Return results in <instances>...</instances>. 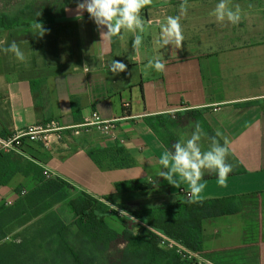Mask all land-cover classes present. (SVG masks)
Masks as SVG:
<instances>
[{
    "label": "crops",
    "instance_id": "1",
    "mask_svg": "<svg viewBox=\"0 0 264 264\" xmlns=\"http://www.w3.org/2000/svg\"><path fill=\"white\" fill-rule=\"evenodd\" d=\"M218 2L188 0L187 16L181 19L183 44L176 48L160 43L161 27L167 16L179 13L181 0L167 4L155 0L141 13L145 32L138 50L132 47L136 33L122 30L109 45L101 41L98 26L86 11L78 18L77 0L65 3L62 21L74 26L79 64L66 71L56 65L28 69L0 51V137L51 121L78 125L95 111L106 120L122 118L115 138L104 139L95 132L67 134L61 144L31 147L53 178L71 185L72 197L86 193L105 202L112 210L106 224L121 233L126 221L140 224L122 206L149 209L189 201L186 183L174 187L158 175L163 170L159 157L181 134L190 135L196 122L209 136L218 130L229 140L227 162L233 170L223 187L215 173L205 172L201 182L206 188L195 201L237 196L242 211L205 219L203 250L190 253V259L195 264H264V0H230L233 9L241 7L237 25L216 20L212 12ZM30 28L0 29V39L31 52L35 31ZM100 30L107 31L102 26ZM156 58L166 61L164 73L147 67ZM112 60L123 62L126 70L113 74ZM127 103L128 116L123 118ZM202 146L206 150L208 141ZM117 148L129 155L131 165L115 167L123 160ZM88 149L101 151L100 166ZM140 182L144 188L139 190L116 187ZM34 186L30 178L18 174L0 186V206L18 200L17 188L28 192ZM20 230L14 229L7 238ZM124 247L125 243L118 244L111 254L115 257Z\"/></svg>",
    "mask_w": 264,
    "mask_h": 264
},
{
    "label": "trees",
    "instance_id": "2",
    "mask_svg": "<svg viewBox=\"0 0 264 264\" xmlns=\"http://www.w3.org/2000/svg\"><path fill=\"white\" fill-rule=\"evenodd\" d=\"M64 7L65 4L49 6L37 4V0L29 1L10 12H1L0 29L53 24L63 19ZM148 9L149 6L141 13ZM147 122L156 130L150 119ZM32 145L41 146L25 143L23 151L30 158L0 152V186L8 185L18 174L35 183L25 194L22 187L17 188L20 197L13 205L0 206V264H195L185 251L202 252L203 221L242 211V202L237 196L149 209L122 206L140 224L130 225L126 221L124 230L118 233L105 222L112 215L111 208L86 193L72 197L69 183L60 178H47ZM87 153L101 165L98 158L101 151L88 149ZM116 153L123 160L115 167L132 164L124 150L117 148ZM116 187L120 191L139 190L144 185L123 183ZM18 228L21 230L13 240L5 241ZM170 241L175 243L173 247ZM120 243H125V247L114 257L111 252ZM179 246L184 251L180 252Z\"/></svg>",
    "mask_w": 264,
    "mask_h": 264
},
{
    "label": "clouds",
    "instance_id": "3",
    "mask_svg": "<svg viewBox=\"0 0 264 264\" xmlns=\"http://www.w3.org/2000/svg\"><path fill=\"white\" fill-rule=\"evenodd\" d=\"M155 0H77L75 12L79 18L86 11L89 18L98 26L101 41L111 44L114 38H120L122 30L136 33L132 41L133 49H139L143 42L142 33L145 32V22L141 17V11L153 5ZM167 4L169 0H160ZM230 0H219L215 5L212 15L218 22H227L237 25L242 19L240 5L234 9L229 6ZM188 0H181L179 13L175 16H167L166 23L161 27L160 43L163 46L174 45L180 48L184 36L181 25L182 17L188 13ZM100 26L107 31L100 30ZM40 34H44L43 27ZM5 39H0V51L12 53L19 62H25L26 57L19 45L13 41L5 47ZM148 68L158 73L166 70V61L159 58L149 60ZM127 66L118 60H112L109 64V71L119 74L126 70ZM223 143H221V139ZM208 141V148L205 150L202 141ZM230 154V143L227 137H223L220 131L209 136L199 122L195 123L191 134H181L180 139L172 145L171 150H165L159 157V164L162 166L158 175L170 185L179 187L181 183L188 185L189 202H195L205 190L206 183L201 182L205 172L215 173L220 186H226L228 175L232 172V165L227 162Z\"/></svg>",
    "mask_w": 264,
    "mask_h": 264
},
{
    "label": "rangeland",
    "instance_id": "4",
    "mask_svg": "<svg viewBox=\"0 0 264 264\" xmlns=\"http://www.w3.org/2000/svg\"><path fill=\"white\" fill-rule=\"evenodd\" d=\"M40 1L41 3L49 6L53 4H56L57 6L75 0ZM23 2L24 0H0V13L10 12L16 6L24 4ZM29 27H31L30 29L33 30V32L35 31V43L33 44L31 52H29V48L27 46L21 49L26 57L25 62H19L12 53H5L7 60L12 63L15 62L17 65L24 68H36V70L48 68L51 65L52 67L50 69H53V66L56 65L57 70L66 71L73 69L79 64L77 51L78 41L73 24H65L62 20H60L53 24L42 25L44 30L43 35H39L40 28H38L37 25ZM10 44L11 42L7 43L6 47ZM12 239L13 238L11 236V238H6L5 241L10 242Z\"/></svg>",
    "mask_w": 264,
    "mask_h": 264
},
{
    "label": "built area",
    "instance_id": "5",
    "mask_svg": "<svg viewBox=\"0 0 264 264\" xmlns=\"http://www.w3.org/2000/svg\"><path fill=\"white\" fill-rule=\"evenodd\" d=\"M130 104H124V117L128 116ZM122 118L103 119L98 112H93L90 117L84 119L81 124L73 126H65L59 121H51L44 125H34L23 129H19L7 137H0V152L15 153L26 156L23 151L24 145L27 142L41 143L45 147L61 144L64 142L66 135L79 136L86 133H97L101 138H115L117 131V124ZM44 175L47 178H53L52 174L44 168ZM26 192H22L25 194ZM186 198H189L186 194ZM175 245L170 241V247ZM182 252L184 249L178 247ZM190 258V253L185 251Z\"/></svg>",
    "mask_w": 264,
    "mask_h": 264
}]
</instances>
